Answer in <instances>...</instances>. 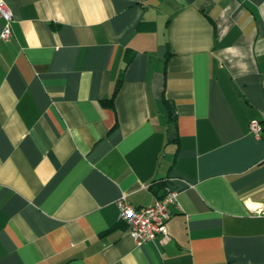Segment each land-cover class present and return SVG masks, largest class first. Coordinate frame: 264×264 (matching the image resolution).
<instances>
[{"label":"crops","instance_id":"crops-1","mask_svg":"<svg viewBox=\"0 0 264 264\" xmlns=\"http://www.w3.org/2000/svg\"><path fill=\"white\" fill-rule=\"evenodd\" d=\"M4 2L0 264H264V0Z\"/></svg>","mask_w":264,"mask_h":264},{"label":"built area","instance_id":"built-area-1","mask_svg":"<svg viewBox=\"0 0 264 264\" xmlns=\"http://www.w3.org/2000/svg\"><path fill=\"white\" fill-rule=\"evenodd\" d=\"M0 19L3 21V28L0 39L8 41L13 36V17L10 9L0 0ZM262 126L258 120H252L249 124V131L259 138ZM119 211V221L128 228L129 235L137 246L146 242L161 238V244L167 240L166 223L171 217L170 207H177L176 194L171 191L156 200L152 206L145 208L133 207L127 199L122 196L116 203Z\"/></svg>","mask_w":264,"mask_h":264},{"label":"trees","instance_id":"trees-1","mask_svg":"<svg viewBox=\"0 0 264 264\" xmlns=\"http://www.w3.org/2000/svg\"><path fill=\"white\" fill-rule=\"evenodd\" d=\"M132 60V57L131 56H128L126 58V61H125V66L123 68V70L126 68V66L130 63V61ZM121 78L118 79L116 85H115V88H114V92H113V95L111 96V98L109 99H105V100H102L101 101V104L104 105V106H111L113 104V100H114V97L116 96V93L119 89V86L121 84ZM169 118L172 120L173 119V114L171 113V111L169 110Z\"/></svg>","mask_w":264,"mask_h":264}]
</instances>
